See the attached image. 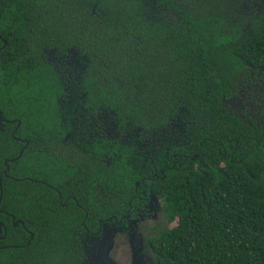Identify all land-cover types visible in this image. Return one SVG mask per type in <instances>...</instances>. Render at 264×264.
Masks as SVG:
<instances>
[{
  "label": "trees",
  "instance_id": "1",
  "mask_svg": "<svg viewBox=\"0 0 264 264\" xmlns=\"http://www.w3.org/2000/svg\"><path fill=\"white\" fill-rule=\"evenodd\" d=\"M0 3L2 37L19 31L17 43L8 41L3 51L9 61L0 63V111L20 121L18 136L43 141L44 128L57 124L59 97L74 93L68 80L78 77L84 110L110 118L119 133L113 139L114 191L133 190L140 178L162 191L169 225L150 241L156 264H264L263 125L242 122L222 105L264 69V6L258 0ZM3 126L0 171L15 145L12 125ZM138 129L148 142L143 165L132 164L137 147L124 144L140 141ZM173 132L180 134L179 147L171 145ZM156 140L164 144L160 157L152 150ZM174 152L199 157L175 163ZM33 163L41 175L42 159ZM28 169L25 151L16 177L29 176ZM153 174L161 179L149 183ZM1 184L0 209L22 220L46 221L37 209L43 206L42 185H35L31 200L27 180L15 183L1 175ZM48 220L58 228V218ZM35 238L34 264L44 256L49 264L66 262L70 250L58 235L46 244L42 236Z\"/></svg>",
  "mask_w": 264,
  "mask_h": 264
},
{
  "label": "flooded vegetation",
  "instance_id": "2",
  "mask_svg": "<svg viewBox=\"0 0 264 264\" xmlns=\"http://www.w3.org/2000/svg\"><path fill=\"white\" fill-rule=\"evenodd\" d=\"M78 1L76 0V3ZM147 1L155 4L157 0ZM91 14H96L95 5L91 7ZM11 16L16 23L18 14ZM1 20L0 3V27ZM17 32L19 31L6 33V38L0 33V63L7 64L9 61L10 55L3 51L7 48L8 41L17 43V39L14 38ZM262 70L264 69L254 74L250 83L246 84L236 97L227 100H238L241 93L252 90L254 92L250 94L249 101L245 100V95L242 96L244 101L249 102L246 104L249 107L247 110L246 107L239 112L235 107L229 110L224 107L227 101L222 105L229 113L238 116L242 122L250 119L256 126L263 125L261 140L264 141V100L260 101L264 97L257 96L256 91V88H259L258 83L262 81L260 75ZM68 82H71L73 86L71 90H74V93H66L59 97L57 124L44 128L45 135L40 143L39 137L33 135L26 138L18 136L20 121L7 120L0 111V132L5 129L4 124L12 125L8 132L15 144L14 156L4 160L5 169L0 171V197L2 199L1 175L15 183L27 180L31 185L26 192L31 200L36 190L35 185H42L45 188L42 196L43 206L37 209L43 210L41 218L46 220L44 223H35L31 221L33 216L29 217V220L28 218L22 220L16 218L15 214L0 209V264H34L32 258L35 248L30 249V244L36 240V234L43 237L45 244L49 243L50 235H58L59 241L69 247L70 254L66 262L61 263L56 259L54 264H103L104 262V264H127L123 258H126L127 253L129 255V247L133 249V244L131 255L135 253L138 255L143 249L147 250L156 264L150 241L159 237L169 225L161 196L162 191L160 189L153 191L151 184H146V178L135 180L133 190L124 187L120 191H114L111 171L114 162L113 139L118 138L119 133L109 125L110 118L99 117L92 111L84 110L86 95L79 93L80 79L73 77ZM176 130H181V127H174V131ZM137 131L139 135L136 137L140 141H127L124 144L137 147L132 155L134 157L132 164L143 165L147 161L145 155L148 153L146 151L148 142L144 140L143 130ZM171 135L174 138L171 145L179 147L180 142L177 137L180 134L173 132ZM99 137L104 142L99 143ZM125 138L129 139L130 136L126 135ZM254 142L258 141L254 138ZM162 147H164L163 142L156 140L152 150L160 157ZM25 151L29 154V176L19 179L16 177L18 175L16 163ZM165 154L166 159L169 160L167 150ZM262 155L264 156V152ZM198 157V155L184 157L178 152L172 155L175 163L184 162L188 160L187 158L193 161ZM40 159L44 163L40 168L41 175L38 174V168L33 163L34 160ZM9 163H13L12 168L9 167ZM7 171L13 172V175L8 176ZM98 171L107 173L101 174ZM159 174L163 176L164 170L160 169ZM156 178L161 179L160 176L153 174L149 183ZM13 191L17 196L16 185L13 186ZM15 207L17 209V206ZM16 209L13 211H17ZM27 209L35 208L29 206ZM50 216L59 219L58 228L49 227V224L54 223L49 222ZM160 220L163 223L159 225ZM138 234L145 236L141 244L136 243L135 237ZM145 259L144 263L141 261L139 264H147L148 260ZM37 264H49L47 257L41 258Z\"/></svg>",
  "mask_w": 264,
  "mask_h": 264
},
{
  "label": "rangeland",
  "instance_id": "3",
  "mask_svg": "<svg viewBox=\"0 0 264 264\" xmlns=\"http://www.w3.org/2000/svg\"><path fill=\"white\" fill-rule=\"evenodd\" d=\"M259 1V4L260 5H263L264 6V1L262 0H258ZM261 78H262V81L261 83H258V87L259 88H256V91H257V96H262L264 97V70L261 71ZM254 91L251 90L250 91H247L246 93H241V96L239 97V99H235V100H231V101H227L224 103V107H226L227 109L230 110V108H236V111H241L242 109H244L246 107V110L249 108L248 106H246V104H248L249 102H246V101H249L248 98L250 97V94L253 93ZM245 95V100H243L242 96ZM264 98L260 101H263ZM259 104H262L259 102ZM160 223H158L159 225L162 224L163 222L160 220L159 221ZM144 235L143 234H138L137 237H135L137 240H136V243H139L141 244V242L143 243V240H144ZM111 242H113V239L111 240ZM135 243V244H136ZM132 246V244H131ZM132 247H129V255L127 253V256L126 258H123L127 264H139L141 261H145L147 258L148 260V263L147 264H154V259L151 257V254L147 251V250H144L141 251V252H138V255L135 253L133 255L130 254V250L132 251L134 249V244H133V249H131ZM105 263V262H104ZM103 263V264H104ZM144 263V262H143ZM99 264V263H98ZM102 264V263H101Z\"/></svg>",
  "mask_w": 264,
  "mask_h": 264
},
{
  "label": "water",
  "instance_id": "4",
  "mask_svg": "<svg viewBox=\"0 0 264 264\" xmlns=\"http://www.w3.org/2000/svg\"><path fill=\"white\" fill-rule=\"evenodd\" d=\"M262 1H264V0H262ZM264 4V3H263ZM0 200H1V197H0Z\"/></svg>",
  "mask_w": 264,
  "mask_h": 264
}]
</instances>
